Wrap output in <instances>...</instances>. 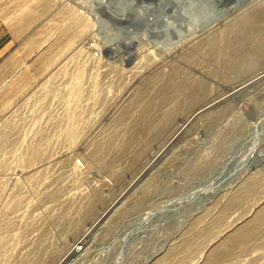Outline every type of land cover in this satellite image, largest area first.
Segmentation results:
<instances>
[{"label": "rangeland", "instance_id": "1", "mask_svg": "<svg viewBox=\"0 0 264 264\" xmlns=\"http://www.w3.org/2000/svg\"><path fill=\"white\" fill-rule=\"evenodd\" d=\"M88 1L0 0V264H264V0L133 59Z\"/></svg>", "mask_w": 264, "mask_h": 264}, {"label": "water", "instance_id": "2", "mask_svg": "<svg viewBox=\"0 0 264 264\" xmlns=\"http://www.w3.org/2000/svg\"><path fill=\"white\" fill-rule=\"evenodd\" d=\"M229 0H152L151 4L138 2L137 0H109L108 3L98 1L99 8L106 9L112 16L111 19H99L103 28L115 26L117 35L115 40L120 44V48L126 49L131 59L134 58L136 45L134 40H128L129 36L136 38L139 36H147L149 40L161 42L164 39L176 38L180 28L193 11L203 12V16L199 18V26L201 29L207 28L213 22L220 20L227 10L221 8L220 4H224ZM239 3H245L247 0H237ZM141 8V10H138ZM176 9L174 16L170 15ZM172 17L173 25H168L167 18ZM119 24V25H118ZM173 36V37H171ZM130 41V45L126 42ZM127 45H126V44ZM134 43V45H133ZM172 44L175 41L171 40ZM129 45V47H127ZM133 48H132V47ZM135 47V48H134ZM134 49V53H130ZM131 50V51H130ZM235 169V165H229L226 173L230 174Z\"/></svg>", "mask_w": 264, "mask_h": 264}, {"label": "crops", "instance_id": "3", "mask_svg": "<svg viewBox=\"0 0 264 264\" xmlns=\"http://www.w3.org/2000/svg\"><path fill=\"white\" fill-rule=\"evenodd\" d=\"M6 23L5 20L0 13V60L4 56L6 49L10 47V36L8 35V32H6Z\"/></svg>", "mask_w": 264, "mask_h": 264}, {"label": "bare ground", "instance_id": "4", "mask_svg": "<svg viewBox=\"0 0 264 264\" xmlns=\"http://www.w3.org/2000/svg\"><path fill=\"white\" fill-rule=\"evenodd\" d=\"M90 1H91V0H90ZM90 1H88V2L92 4L93 1H92V2H90ZM104 1H105V0H104ZM104 1H103V3H104ZM141 1H142V0H141ZM147 1H148V0H147ZM247 1H248V0H247ZM84 2H85V1H84ZM84 2H83V4H86V5H87V3H84ZM86 2H87V1H86ZM97 2H98V1H97ZM228 2H229V1H228ZM230 2H231V1H230ZM236 2H237V1H236ZM81 3H82V1L80 2V4H81ZM107 3H108V2H107ZM150 3H151V2H150ZM147 4H148V3H147ZM234 4H235V3H234ZM88 5H90V4H88ZM88 5H87V6H88ZM93 5H94V4H93ZM93 5H92V6H93ZM87 6H86V7H87ZM96 6H97V5H96ZM223 6H224V5H223ZM223 6H222L221 8H223ZM229 6H231V5H229ZM234 6H235V5H234ZM90 7H91V6H90ZM90 7H88V8L90 9ZM237 7H239V6H237ZM240 7H241V5H240ZM93 8H94V7H93ZM226 8H227V7H226ZM89 9H88V10H89ZM233 11H234V9H233ZM92 12H93V11H92ZM93 13H94V12H93ZM198 13H199V12H198ZM228 13H229V12H228ZM190 14H191V13H190ZM194 14H195V13H194ZM199 14L201 15V13H199ZM93 15H95V14H93ZM197 15H198V14H197ZM98 16H99V15H97V17H98ZM108 16H109V15H108ZM198 16H199V15H198ZM201 16H202V15H201ZM109 18H110V17H109ZM104 19H105V18H104ZM170 19H171V18H170ZM172 19H173V18H172ZM197 19H198V18H197ZM107 20H108V19H107ZM195 20H196V19H195ZM170 21H171V20H170ZM197 22H198V21H197ZM96 23H97V22H96ZM186 23H187V22H186ZM193 23H194V20H193ZM172 24H173V23H172ZM172 24H171V25H172ZM196 25H197V24H196ZM99 26H100V25H99ZM185 26H187V25H185ZM190 26H191V25H190ZM191 27H192V26H191ZM197 27H198V26H197ZM97 28H98V27H97ZM113 28H115V27L113 26ZM192 28H193V27H192ZM199 28H201V27H199ZM102 29H103V27H102ZM109 29H110V28H109ZM193 29H194V28H193ZM113 30H114V29H113ZM108 31H109V30H108ZM108 31H107V32H108ZM110 31H111V30H110ZM180 31H181V30H180ZM189 31H192V30H189ZM193 31H194V30H193ZM115 33H116V31H115ZM180 33H181V32H180ZM191 33H192V32H191ZM193 33H194V32H193ZM108 34H111V33H108ZM186 34H187V33H186ZM180 35H181V34H180ZM190 35H191V34H190ZM114 37H115V36H114ZM187 37H189V36H187ZM108 38H110V37H108ZM179 38H180V37H179ZM135 39H137V38H135ZM181 39H182V36H181ZM181 39L178 40V43H179V41H181ZM105 40H106V39H105ZM110 40H111V39H110ZM129 40H130V39H129ZM131 40H132V39H131ZM145 40H146V39H145ZM170 40H171V39H170ZM134 42H135V41H134ZM175 42H176V41H175ZM108 43H109V42H108ZM126 43L129 44L130 41H127ZM126 43H125V44H126ZM118 44H119V43H118ZM127 44H126V45H127ZM170 44H171V43H170ZM119 45H120V44H119ZM119 45H118V46H119ZM129 45H130V44H129ZM129 45H128L127 47H129ZM133 45H134V43H133ZM109 46H110V45H109ZM112 46H113V45H112ZM118 46H117V47H118ZM134 46H135V45H134ZM119 47H120V46H119ZM131 47H132V46H131ZM171 47H172V46H171ZM132 48H133V47H132ZM134 48H135V47H134ZM119 49H120V48H119ZM131 50H134V49H131ZM108 51L111 52V53H113V52H115V48H113V47L111 48V47H110ZM125 51H126V50H125ZM117 52H118V51H117ZM121 53H122V52H121ZM244 89H245V88H244Z\"/></svg>", "mask_w": 264, "mask_h": 264}]
</instances>
